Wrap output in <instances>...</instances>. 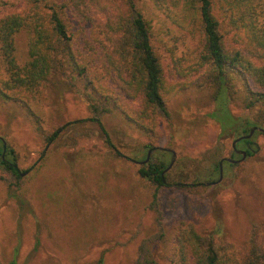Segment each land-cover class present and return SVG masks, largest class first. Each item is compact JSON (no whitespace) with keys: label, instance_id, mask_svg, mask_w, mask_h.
<instances>
[{"label":"rangeland","instance_id":"374dc122","mask_svg":"<svg viewBox=\"0 0 264 264\" xmlns=\"http://www.w3.org/2000/svg\"><path fill=\"white\" fill-rule=\"evenodd\" d=\"M13 1L0 0V13L17 5ZM135 4L148 21L167 79L162 95L168 116L159 117L150 133L123 112L101 114L110 146L90 120L95 114L81 89L65 80L44 88L28 106L0 99V137L14 149L24 173L16 177L0 168V264L14 255L18 264H88L100 257L102 264H133L143 244L165 264L182 222L200 233L212 231L218 243L235 252L251 235L264 248V132L252 137L251 155L235 166L222 164L221 180L205 185L202 177L230 157L237 135L221 133L210 116L217 104L215 86L209 69L196 65L198 21L180 5ZM251 4L264 24V0ZM14 45L23 65L26 30L14 35ZM230 77L231 113L240 120L264 117V101L248 107L241 75L230 71ZM58 128V137L48 142V133ZM164 147L173 149L175 158L164 173L166 184L156 186L140 177L135 161L152 149L148 161L168 164L171 153L156 151Z\"/></svg>","mask_w":264,"mask_h":264},{"label":"trees","instance_id":"16d2710c","mask_svg":"<svg viewBox=\"0 0 264 264\" xmlns=\"http://www.w3.org/2000/svg\"><path fill=\"white\" fill-rule=\"evenodd\" d=\"M158 1L180 5L198 21L201 49L196 65L209 69L207 77L215 86L217 103L210 116L219 123L221 133L239 136L253 126L260 127L264 117L240 120L227 105L233 93L230 71H236L245 82L248 107L264 101V24L258 23L259 11L251 0ZM13 2L17 5L0 13V99L28 106L44 88L55 87L65 80L68 86L81 89L95 114L90 120L98 125L110 146L101 114L112 110L123 112L150 133L159 117L168 116L162 95L167 79L151 43L148 21L135 0ZM20 30L28 32L27 61L23 65L15 58L14 35ZM128 102L134 103L128 105ZM59 130L48 133L47 141L55 140ZM257 133L255 130L251 138L238 141L236 148L243 147L247 156L251 155L252 137ZM4 142L1 137L0 168L20 177L14 149ZM237 157L240 155L231 147L230 158ZM219 161L202 177L204 182L218 179ZM224 163L226 166L237 164L226 160ZM167 165L156 158L140 164L138 173L141 178L162 186L166 184V176L161 172ZM153 197L156 198V193ZM102 263L100 257L88 264ZM7 264H18L15 255ZM133 264L160 263L143 244ZM165 264H264V248L251 235L246 247L235 252L218 243L212 231L200 233L182 222Z\"/></svg>","mask_w":264,"mask_h":264},{"label":"water","instance_id":"95a60500","mask_svg":"<svg viewBox=\"0 0 264 264\" xmlns=\"http://www.w3.org/2000/svg\"><path fill=\"white\" fill-rule=\"evenodd\" d=\"M255 130L264 132V129L263 128H261L259 126H253V127H251L249 129L248 133L239 135V136L235 137L232 140L231 147L233 149H235V151L240 155V157L238 159H232L230 157H222L220 159V161H219V164H218L219 165V176H218V179L216 181H214V182L204 183L205 185L215 184V183H217V182H219L221 180V178H222V172H223L222 163H223L224 160L229 161L231 163H238V162H240V161H242V160L245 159V157L247 156L246 150L245 149H240V150L237 149L236 148V143L238 141L242 140V139H249V138H251V136L253 135V133H254ZM4 144H5V142H4ZM161 149L166 150V151H168V152L171 153L170 162L168 163V165L161 172V174L164 175V173L167 172L170 169V167L172 166V164H173V161H174V158H175V152H174L173 149L167 148V147H164V148H161ZM151 150L152 149H148L145 159L140 160V161H135V162L138 163V164H145L149 160V155H150ZM20 174H24V173H20Z\"/></svg>","mask_w":264,"mask_h":264},{"label":"flooded vegetation","instance_id":"af4514ba","mask_svg":"<svg viewBox=\"0 0 264 264\" xmlns=\"http://www.w3.org/2000/svg\"><path fill=\"white\" fill-rule=\"evenodd\" d=\"M252 144H255L254 142H252ZM249 148V147H248ZM238 149V148H237ZM250 149L252 150V148L250 147ZM240 150V149H239ZM253 151V150H252ZM237 153V152H236ZM238 154V153H237ZM239 155V154H238Z\"/></svg>","mask_w":264,"mask_h":264}]
</instances>
